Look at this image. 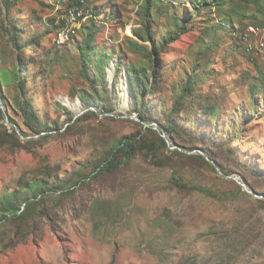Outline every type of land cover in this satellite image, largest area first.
<instances>
[{
	"label": "rangeland",
	"instance_id": "1",
	"mask_svg": "<svg viewBox=\"0 0 264 264\" xmlns=\"http://www.w3.org/2000/svg\"><path fill=\"white\" fill-rule=\"evenodd\" d=\"M11 1L9 10L0 4V79L22 135L0 116V206L10 198L18 208L0 220V264H264V0H224L196 16L193 0H151L149 14L145 0H79L95 16L64 45L58 19L75 0ZM184 25L156 58L151 118L142 122L131 116L124 66L152 60L132 48L145 43L135 30L160 42ZM89 31L95 49L83 73ZM191 75L164 146L158 135ZM20 93L44 123L39 132L16 103ZM127 136L156 145L157 156L138 149L127 159L116 149ZM111 150L116 166L90 176ZM175 170L202 189L177 187ZM37 181L44 191L31 188Z\"/></svg>",
	"mask_w": 264,
	"mask_h": 264
},
{
	"label": "trees",
	"instance_id": "2",
	"mask_svg": "<svg viewBox=\"0 0 264 264\" xmlns=\"http://www.w3.org/2000/svg\"><path fill=\"white\" fill-rule=\"evenodd\" d=\"M150 1L151 0H145V9H147V13H150ZM194 3L193 9L195 10V15L196 16L199 12L198 9L201 8V6H211L212 9H217V7L215 6L216 4L220 5L222 3H224V0H193L192 1ZM0 4L2 6H4L7 10L10 9V6L12 4L11 0H0ZM81 5L84 7V5H82V3L79 2V0H75V3L70 4L65 11L60 15L61 18H59L58 20V29L61 28V26L64 23V19L62 18V15H66L69 11V9L71 7H73L74 5ZM71 6V7H70ZM215 7V8H214ZM2 8V7H0ZM85 8V7H84ZM91 14V13H89ZM93 16V14H91ZM90 15V17H91ZM190 16H192V11L190 13ZM89 17V18H90ZM62 19V20H61ZM61 23V24H60ZM180 28L177 29V31L175 33H168L166 36H163L161 41L158 42L156 40V37L154 36V34L150 31L149 28H146L145 30H141V29H136L135 33L138 36V38L142 41H144L145 43H141L140 41L134 39L131 41L130 44H132V48L135 51H139V48L142 47L144 49H146L147 55L149 57V59L152 60V65L147 66L146 64L143 65H137L134 63H129L126 64L124 66V70L127 72L128 78L130 80V85H131V89H132V93L134 95L135 98V102H136V111L139 115V117L141 118V120L143 121H147L151 118L150 115V107L148 104V101L146 100V95L149 94H153L155 93V84L157 82L158 79V72L156 69V58L160 55V52L163 50V48L171 43L172 41L176 40L179 33L182 32L185 29V25L184 26H179ZM6 31L8 32L9 35V39L11 40V43L15 46V50L17 52H19V50H22L23 47L21 45V42H19L18 40V36L17 33L14 30V27H12L11 29H8L6 27ZM12 33H11V32ZM94 32L93 31H89V33L87 34L86 38L84 39L83 43L80 44V51H81V61H82V71L83 73L87 72V68L89 69L92 61H93V51L95 49L94 45H93V40H94ZM57 37V35H56ZM55 37V40H56ZM66 44V43H65ZM59 45H64V44H59ZM110 62V59L104 58L101 60V63L98 65V70L101 69L103 71H101V74L103 76V78L106 80L105 85L108 86V81H107V74H106V67L108 66ZM123 57L120 55L119 59L116 61V71L119 72L122 67H123ZM19 78H21L18 75ZM192 75L189 76V78L187 79L185 85H184V92L183 94L176 100L175 102V106L174 108L170 111L169 116L167 117V119L165 120V126H164V131L165 134L168 136H171V132H173L175 130L176 127V122L173 121V114L177 112L178 110V105L183 101L185 95L187 94V92L191 89L192 87ZM20 88H24L23 83H20ZM0 97L3 100V104L6 108L7 111V102L5 100V95L3 93V86H2V82L0 79ZM81 98L83 100L86 99V95H81ZM16 103L18 104V106L23 110L26 120H27V124H30L31 126H36V128L38 127V132L40 131V128H42V126L44 125V123L38 118V116L35 114L34 112V108L33 105L31 103V101L27 98V97H23V93H20L19 96L17 97V101ZM107 110L112 112L115 110V105L111 103V105L107 106ZM8 113V112H7ZM94 113V112H93ZM3 115V110L0 108V116ZM9 118L12 122L16 123L18 125V127H20L18 121L11 116L9 113ZM48 125H45L43 127L42 130H48ZM149 129H151L149 127ZM13 133H16V130L14 128H12ZM156 133V131H154ZM50 133H46L43 136H49ZM158 135V134H157ZM159 139L161 140L162 144L164 146L167 145V142L165 140V138L161 135H158ZM156 145L148 142V141H143L140 143L139 146H135L132 142V138L130 136L124 137L123 139H121L119 141V143L116 146V149H121L123 150L126 154H127V159H131L135 154H136V150L138 149H147L148 152H150L153 156H157L156 154ZM201 150L203 152H205L211 159L213 160H218L217 157H214L213 155H211L206 149L200 147ZM114 154V150H111V152L108 153V156L106 157V159L103 161V163L99 164L98 166H96V168L93 170V172L90 174L94 175L95 173H99L102 170H110L112 168H114L116 165L113 163L112 161V157ZM159 158V157H157ZM208 164H210L209 162H207ZM173 181L174 184L181 188V189H186V190H193V189H197V188H201L193 183L187 182L185 181L184 177L182 175L179 174V172L177 170H175L174 175H173ZM38 186H41V189L44 191L45 188L43 187V184L40 181H37L36 186L31 187V188H38ZM203 190L213 196V197H219L221 195L224 196V194L226 193H221L219 191H214V189L212 188H207V187H203ZM38 192H40V189L37 190ZM18 208L16 207V204L14 203V201L10 198H6L2 201V205L0 206V220L3 218L9 219V218H17L18 214H17Z\"/></svg>",
	"mask_w": 264,
	"mask_h": 264
},
{
	"label": "bare ground",
	"instance_id": "3",
	"mask_svg": "<svg viewBox=\"0 0 264 264\" xmlns=\"http://www.w3.org/2000/svg\"><path fill=\"white\" fill-rule=\"evenodd\" d=\"M62 18L64 19V23L59 29L56 37V42L58 44L67 43L71 39L72 34L76 31V29L83 26L87 22L89 14L83 6L77 4L71 7L66 15H62ZM250 28L255 30L253 25L250 26Z\"/></svg>",
	"mask_w": 264,
	"mask_h": 264
},
{
	"label": "water",
	"instance_id": "4",
	"mask_svg": "<svg viewBox=\"0 0 264 264\" xmlns=\"http://www.w3.org/2000/svg\"><path fill=\"white\" fill-rule=\"evenodd\" d=\"M125 73H126V76L128 77L126 71H125ZM0 108L3 110V114H4V118H5L6 122H7L9 125H11L12 127H14V129L16 130L17 133H19V135H22L21 132H20V128L18 127V125L10 120L9 115H8L6 109H5V106H4V104H3V100L1 99V97H0ZM92 109H94V108L92 107ZM86 110H87V109H83V110H81L79 113L76 114V116H78L79 114L83 113V112L86 111ZM131 116H132V117H136V118L139 119L140 121L144 122L143 120H141V118L139 117V115L136 116L135 114H132ZM162 136H163L164 138L166 137L165 131H163ZM165 139L167 140V138H165ZM167 142H168V140H167ZM200 151H201V153H203L202 150H200ZM206 158H207L208 160L212 161L214 164H216V162H215L214 160L210 159L207 155H206ZM236 180H237L240 184H242L246 190H249V191L254 192V190H252V189L250 190V189L248 188V186L246 185L245 182H243L242 180H240V179H238V178H236Z\"/></svg>",
	"mask_w": 264,
	"mask_h": 264
},
{
	"label": "built area",
	"instance_id": "5",
	"mask_svg": "<svg viewBox=\"0 0 264 264\" xmlns=\"http://www.w3.org/2000/svg\"><path fill=\"white\" fill-rule=\"evenodd\" d=\"M65 37V36H64Z\"/></svg>",
	"mask_w": 264,
	"mask_h": 264
}]
</instances>
